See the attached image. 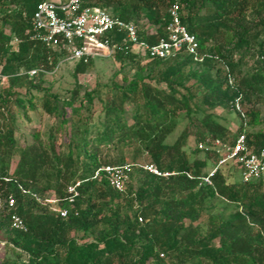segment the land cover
<instances>
[{
	"label": "trees",
	"instance_id": "trees-1",
	"mask_svg": "<svg viewBox=\"0 0 264 264\" xmlns=\"http://www.w3.org/2000/svg\"><path fill=\"white\" fill-rule=\"evenodd\" d=\"M41 1L0 0V74L9 83L0 93V242L15 255L0 264H264V179L243 182L240 166L227 161L206 184L202 177L219 159L197 147L207 136L234 143L244 133L253 151L264 148V0H179L202 59L186 51L148 58L124 47L112 58L133 66V76L82 95L77 75L99 58L76 61L70 95L43 96L45 111L60 119L57 129L46 139L33 134L21 146L12 102L15 95L19 105L31 100L15 87L29 93L36 77L68 54L31 38ZM171 3L83 1L134 21L150 43L167 37ZM123 39L117 34L113 43ZM217 107L237 116L235 131ZM59 130L66 139L58 145ZM144 155L171 174L136 167L137 183L124 192L96 175L103 165L138 163ZM78 180L80 195L70 202L67 187ZM50 193L58 207L68 208L66 217L42 200ZM218 200L236 209L226 214ZM14 213L27 230L12 227Z\"/></svg>",
	"mask_w": 264,
	"mask_h": 264
},
{
	"label": "built area",
	"instance_id": "built-area-1",
	"mask_svg": "<svg viewBox=\"0 0 264 264\" xmlns=\"http://www.w3.org/2000/svg\"><path fill=\"white\" fill-rule=\"evenodd\" d=\"M84 0H43L37 4L33 13V31L31 38L53 47H62L68 51L65 59L88 61L91 58H110L118 49L128 48L148 58L166 57L181 51L194 53L196 58L199 41L182 21L181 3L172 0L168 8L169 22L166 26L167 37L150 43L141 38L138 25L134 21H126L115 17L100 6L83 4ZM123 34L122 42H114V36ZM31 75L36 69L29 71ZM238 102V98H236ZM238 104V103H237ZM197 147L205 153H213L218 157L216 166L203 176V182L212 184V176L219 165L233 161L240 166V178L243 182L253 179H264V148L253 151L247 144L246 135L240 134L234 143H229L220 137L207 136L197 143ZM136 167L156 175L168 176L171 172L162 171L153 163H124L120 165H103L97 169L96 175L104 174L115 189L124 192L133 178ZM81 181L72 182L67 187L69 201L74 202L80 195ZM58 199H43L51 203ZM14 198H9V206H14ZM63 217L69 213L68 208L53 207ZM12 227L27 230L23 218L14 213L11 216Z\"/></svg>",
	"mask_w": 264,
	"mask_h": 264
},
{
	"label": "rangeland",
	"instance_id": "rangeland-1",
	"mask_svg": "<svg viewBox=\"0 0 264 264\" xmlns=\"http://www.w3.org/2000/svg\"><path fill=\"white\" fill-rule=\"evenodd\" d=\"M76 61L63 59L60 64L52 71L46 72L44 75L36 77L35 84L37 87L31 88V90H26L25 86H16L17 90L21 96L28 100L30 98L31 102L27 101L25 105H19V101H16V96L14 97L13 111L16 117V122L19 125L18 130L15 133V136L21 146H24L28 141L33 139V134H39L41 138L46 139L49 135V132L56 130L59 124L60 119L54 115L47 113L43 107V96L45 93L53 92L59 94L62 98L70 95L71 90L76 86L77 79L78 83L82 85L80 94L87 89L95 87L99 83H110L114 80L123 81L124 76L126 79H129L133 76L135 71L134 67L125 65L124 63L119 62L118 60L110 58H99L94 61L84 73L77 75V79L73 76L74 66ZM9 86L7 77L0 74V93H5L6 88ZM29 95L30 97H27ZM16 101V102H15ZM196 101V100H194ZM197 102V101H196ZM264 112V106H262ZM215 111L222 116H226L227 121L230 123L231 130L235 131L238 127L237 116H234L230 112H226L223 108L217 107ZM263 127V125H258L256 129ZM182 126L168 136L167 141L173 142L179 135ZM56 142L59 145L64 141L65 134L64 130H59L56 135ZM195 148L194 138L190 137L188 140L187 151L191 156V151ZM152 162L149 160L147 155L141 157L138 163H148ZM15 164V161L13 162ZM13 164V165H14ZM214 164L208 166L209 171L212 169ZM240 178V173L237 176ZM137 178L133 176L129 184L136 185ZM54 193H50V199H55ZM43 200V199H42ZM51 208L58 207L56 202L53 201L50 203ZM225 204L221 201H217V207L223 208ZM236 209L234 204L225 205V213L233 212ZM79 240H83L82 233H73ZM89 237L88 239H90ZM8 257H15L13 251L5 245V241L0 242V260Z\"/></svg>",
	"mask_w": 264,
	"mask_h": 264
}]
</instances>
